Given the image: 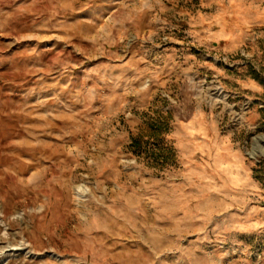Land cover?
I'll use <instances>...</instances> for the list:
<instances>
[{
	"label": "rangeland",
	"instance_id": "obj_1",
	"mask_svg": "<svg viewBox=\"0 0 264 264\" xmlns=\"http://www.w3.org/2000/svg\"><path fill=\"white\" fill-rule=\"evenodd\" d=\"M0 264H264V0H0Z\"/></svg>",
	"mask_w": 264,
	"mask_h": 264
}]
</instances>
